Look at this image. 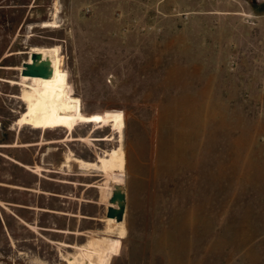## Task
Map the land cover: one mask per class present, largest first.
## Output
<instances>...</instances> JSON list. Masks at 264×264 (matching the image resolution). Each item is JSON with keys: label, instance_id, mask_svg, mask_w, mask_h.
<instances>
[{"label": "rangeland", "instance_id": "obj_1", "mask_svg": "<svg viewBox=\"0 0 264 264\" xmlns=\"http://www.w3.org/2000/svg\"><path fill=\"white\" fill-rule=\"evenodd\" d=\"M20 5L10 26L18 9H0V264H64L100 235L73 264H264V3ZM32 47L53 57L45 120L117 115L119 165L64 164L115 149L109 126L70 137L17 126L24 76L8 67ZM115 184L127 188L125 220L104 236Z\"/></svg>", "mask_w": 264, "mask_h": 264}, {"label": "bare ground", "instance_id": "obj_2", "mask_svg": "<svg viewBox=\"0 0 264 264\" xmlns=\"http://www.w3.org/2000/svg\"><path fill=\"white\" fill-rule=\"evenodd\" d=\"M59 13L60 10L58 7H56L55 12L52 15L53 18L52 20L50 19V22L57 23L59 18ZM31 28H34V26L31 25ZM33 52H42L45 55H50L46 47H32L28 53L30 55ZM10 57H11L10 55L6 56V59ZM50 57L53 64V57L51 55ZM30 62H31V58H30ZM22 69L23 67L20 66L8 67V70L11 71L13 70V71L21 72ZM53 69H54V64H53ZM51 80L52 77L49 79H44L38 77L24 76V80L17 83L18 86L22 88L21 93L17 97L19 98V100H21V102L25 106V111L19 117L17 121V126L18 127L20 126L21 128L30 127L33 130H43V129H50L51 127H56L57 129H65L68 133H70L69 137L81 125L95 124L96 131L98 129L109 126L112 128L113 134L108 136V138H103V140L108 142L116 140L118 146L115 147V149H112L110 151H104L103 154H101L95 162H88L82 159H77L75 158L73 153H70L69 155L67 154V159L64 164L68 166L71 164L73 160H75L79 163L82 170L84 171L92 170L94 172H99V173L104 172L107 166L116 167L117 165H119L122 158V153L124 151L123 148L124 127L121 124L120 118L117 115H113V116L90 115L84 118L80 113L74 112L67 121H56L53 123H49L48 121L45 120L42 112L45 110L43 106L47 102V90L50 87ZM14 83L16 82L14 81L13 84ZM96 131H94V133ZM93 186L96 187L97 185H93ZM119 223L121 222H117L115 219L112 218L106 219L107 226L103 231L104 236L111 234L115 226ZM101 236L103 235H100L98 237L89 236L87 242L79 245L75 253L65 255L63 263L73 264L75 262H78L79 260H82L88 251L93 250L98 246Z\"/></svg>", "mask_w": 264, "mask_h": 264}, {"label": "water", "instance_id": "obj_3", "mask_svg": "<svg viewBox=\"0 0 264 264\" xmlns=\"http://www.w3.org/2000/svg\"><path fill=\"white\" fill-rule=\"evenodd\" d=\"M251 1L254 4L258 3L256 0ZM30 58L31 62L25 61L22 64L23 69L20 72L22 76L38 77L44 79L53 77L54 69L50 55H45L42 52H33L30 54ZM109 203L112 206L107 208V218L115 219L117 222H123L125 220L127 208V188L125 184H115L113 186Z\"/></svg>", "mask_w": 264, "mask_h": 264}, {"label": "flooded vegetation", "instance_id": "obj_4", "mask_svg": "<svg viewBox=\"0 0 264 264\" xmlns=\"http://www.w3.org/2000/svg\"><path fill=\"white\" fill-rule=\"evenodd\" d=\"M6 1H10V3H14L15 5L14 6H3V7H0V9H18V10H15L12 14L13 16L11 17V22H9V19H7V25H12L14 24V21L16 20V13H18L19 15H21L23 13V11L21 10L22 8H25V6H21L20 5V2L22 0H4L3 2H6ZM2 21H4V17L1 18L0 16V24H2ZM25 21V20H24ZM4 25V24H3ZM6 26V25H5ZM22 27V26H21Z\"/></svg>", "mask_w": 264, "mask_h": 264}, {"label": "built area", "instance_id": "obj_5", "mask_svg": "<svg viewBox=\"0 0 264 264\" xmlns=\"http://www.w3.org/2000/svg\"><path fill=\"white\" fill-rule=\"evenodd\" d=\"M259 3H264V0H256Z\"/></svg>", "mask_w": 264, "mask_h": 264}, {"label": "trees", "instance_id": "obj_6", "mask_svg": "<svg viewBox=\"0 0 264 264\" xmlns=\"http://www.w3.org/2000/svg\"><path fill=\"white\" fill-rule=\"evenodd\" d=\"M261 9L264 10V5L261 6Z\"/></svg>", "mask_w": 264, "mask_h": 264}]
</instances>
